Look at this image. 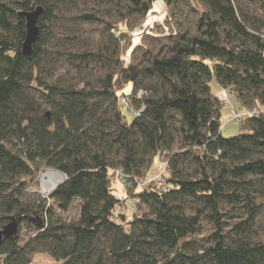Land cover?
Returning <instances> with one entry per match:
<instances>
[{"label": "trees", "instance_id": "16d2710c", "mask_svg": "<svg viewBox=\"0 0 264 264\" xmlns=\"http://www.w3.org/2000/svg\"><path fill=\"white\" fill-rule=\"evenodd\" d=\"M156 1L0 0V229L28 233L0 264H264V0H163L161 20ZM158 157L166 185L142 183ZM47 169L65 179L43 198Z\"/></svg>", "mask_w": 264, "mask_h": 264}, {"label": "rangeland", "instance_id": "374dc122", "mask_svg": "<svg viewBox=\"0 0 264 264\" xmlns=\"http://www.w3.org/2000/svg\"><path fill=\"white\" fill-rule=\"evenodd\" d=\"M163 8H164L163 0H157L156 6H155L157 14L155 15V17L160 19V20L163 18ZM172 26L176 32H177V30L179 31L180 29L184 28L183 26L179 25V23L177 24L176 22L175 23L172 22ZM186 27H193V24L188 22ZM138 41H139V38L136 37L135 42H138ZM212 86H213L214 92H216L226 102L225 105L223 106V109H222V118H221L222 135L226 138L235 137L241 132V126L236 123L234 117L237 115V112L239 114H245V113L241 112L240 109H235L237 107L238 108H242V107L239 104L237 98L235 96H232L228 90H222L215 81L212 83ZM138 95L142 96L141 92H139ZM125 110L128 114V118L131 120L132 119L131 113L128 111L127 108H125ZM263 110H264V108H263ZM244 117H246V116L242 115V118H240L239 122H244L245 121L243 119ZM166 169H167L166 163H164L162 160H160L159 157L156 158L152 170L150 171V173H148L147 176L144 177L143 180H141V182L142 183H148L150 181L156 180L158 183H161L163 186L166 185V177H165L167 174ZM49 171H54V170L47 169V170L43 171L42 173L38 174L35 177V179L33 180V183H32L33 184L32 192H37L43 198H48L50 196L49 195L47 197H44L42 195V183H41L42 176ZM64 179H65V176L60 182H62ZM54 188L52 189V191L54 190ZM52 191H51V193H52ZM115 194L119 198L125 199L122 202V204L118 207L117 213L126 215L128 222L131 221L133 218V213H134L133 201L131 199L127 198L126 187L123 184L121 179H118L115 182ZM65 216H67L68 218H75L77 216L76 208L71 210ZM27 234L28 233H27V230L25 228V225L23 224V221H21L19 224V236H21L23 239H25V238H27ZM34 263L35 264H60L59 262L54 260L48 254L37 255L35 257Z\"/></svg>", "mask_w": 264, "mask_h": 264}, {"label": "water", "instance_id": "95a60500", "mask_svg": "<svg viewBox=\"0 0 264 264\" xmlns=\"http://www.w3.org/2000/svg\"><path fill=\"white\" fill-rule=\"evenodd\" d=\"M44 12L43 8H38L33 12H21L20 15L25 17L27 21V37L24 43L23 51L26 55L33 52V46L37 41L39 28L38 20L40 15ZM22 218L12 217L10 222L2 229H0V245L8 238H15L19 232V224Z\"/></svg>", "mask_w": 264, "mask_h": 264}, {"label": "bare ground", "instance_id": "6f19581e", "mask_svg": "<svg viewBox=\"0 0 264 264\" xmlns=\"http://www.w3.org/2000/svg\"><path fill=\"white\" fill-rule=\"evenodd\" d=\"M64 178V175L58 171H49L42 176V195L47 197L52 189Z\"/></svg>", "mask_w": 264, "mask_h": 264}, {"label": "built area", "instance_id": "2783aa9c", "mask_svg": "<svg viewBox=\"0 0 264 264\" xmlns=\"http://www.w3.org/2000/svg\"><path fill=\"white\" fill-rule=\"evenodd\" d=\"M242 115H245L246 117H244L243 119L244 120H246L247 119V115L246 114H239L238 112H237V115L234 117L235 118V121H236V123H239V121H240V118H242Z\"/></svg>", "mask_w": 264, "mask_h": 264}]
</instances>
